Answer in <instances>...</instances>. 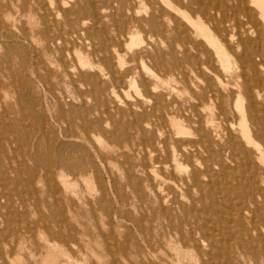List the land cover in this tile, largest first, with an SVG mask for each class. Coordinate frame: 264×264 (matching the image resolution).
<instances>
[{
    "label": "rangeland",
    "instance_id": "1",
    "mask_svg": "<svg viewBox=\"0 0 264 264\" xmlns=\"http://www.w3.org/2000/svg\"><path fill=\"white\" fill-rule=\"evenodd\" d=\"M157 1L145 0L140 7L131 0L123 9L129 8L128 14L133 15L135 9L145 7L147 14L141 12L135 18H146L162 9ZM4 2L0 0V6ZM9 5L18 18L0 30V113L1 124L8 127L3 145L7 138L15 143L12 152L5 149L6 154H0V179L8 183L0 182V264H199L190 249L180 246L179 234L163 230L145 234L136 226L139 219L146 227L148 221L140 212L145 203L129 185L130 165L141 156L129 148L134 133L127 126L137 114L150 123L148 133L155 129L162 112L155 109V96L161 93L164 104L171 101L187 108L202 103L203 117L212 118L220 130L233 123L238 132L241 117L234 109L235 94L226 97L227 90L206 69L190 72L185 83H172L165 66H156L149 57L151 52L165 50L166 44L161 43L167 35L164 20L161 34H153L142 22L133 44L129 33L135 27L129 19L123 26L112 17L104 20L95 26L100 30L96 38L79 30L77 37L64 38L68 27L51 25V34L62 40L58 48L48 49L37 31L41 24L32 23L34 16L28 8L23 10L19 0ZM6 12L0 8L3 23L8 21ZM122 13L116 8L109 11L115 19ZM83 74L96 77L100 92L94 91V84L84 80ZM207 83L225 96L200 103L193 100L194 86ZM226 87L235 93L238 89L232 81ZM243 102L247 111L248 102ZM254 104L260 122L255 124L246 116L247 125L251 132L254 128L264 132V99ZM168 113L165 110L160 116L167 139L165 149L157 153L160 161L172 152L174 130ZM257 143L264 158V138ZM245 148L250 152L249 167L264 178V163L256 160L254 141ZM87 156L97 170L83 168ZM239 159L243 160L241 154ZM206 164L213 166L210 161ZM193 166L203 168V159L182 160L175 174L184 176ZM213 170L218 168L213 166ZM245 171L237 177L246 180L249 171ZM130 173L132 180H139L137 167ZM199 214L203 216L199 222L210 224L206 219L212 214ZM214 221L224 224L223 219ZM257 263L264 264V260L247 264Z\"/></svg>",
    "mask_w": 264,
    "mask_h": 264
},
{
    "label": "bare ground",
    "instance_id": "2",
    "mask_svg": "<svg viewBox=\"0 0 264 264\" xmlns=\"http://www.w3.org/2000/svg\"><path fill=\"white\" fill-rule=\"evenodd\" d=\"M4 1L0 8L5 7V17L8 21L3 23L0 20V30L8 29L11 22L18 18L13 16L9 5L10 1L14 0ZM19 1L20 7L23 10L28 8L34 16L32 23L38 21L41 24L37 31L48 49L58 48L62 40L58 34H51V25L57 28L68 27L64 38L72 39L78 36V30L81 34L87 31L90 36L99 35L100 30L95 29V26L111 17L119 26H123L129 19L135 27V30L129 33L130 44H133L140 33L136 27L142 22L153 34H161L164 31L161 20H164L167 35L161 43L166 44L165 50L148 53L156 66H165L171 74L172 83H185L193 71L206 69L212 72L217 84L227 90L226 97L235 94L236 106H233L237 107L234 109H238L241 117L239 133L233 123L220 130L213 124L212 118L201 115V100L225 96L219 89L211 87L210 83L204 87L194 86L197 92L190 96L200 104L187 108L171 101L164 104V95H156L155 109L162 112L157 118V127L149 133L147 128L150 123L142 120V115L136 114L132 121H129L127 127L134 133L131 137L133 144H130L129 148L141 156L130 165L129 185L143 204L145 203L140 212L142 218L148 221V225L144 226L142 219L135 223L143 233L147 230L151 233L163 230L179 234L180 246L190 249L199 264H247L249 261L264 260V178H258L256 169L249 167L247 160L250 158V152L245 148L254 141L256 160L264 163L263 148L257 143L264 138V132L259 128H254L251 132L246 117L249 116L255 124L259 123L254 102L264 99V0H159L157 3L163 11L161 9L151 13L146 18H135L141 12L146 13L145 7L135 9V14L131 12L133 15L128 14L129 8L123 9L124 3H130L131 0ZM132 1L140 7L145 4V0ZM99 2L104 5L100 6ZM111 8L121 9L125 14L122 13L119 19H115L109 14ZM83 79L91 81L94 91L100 92L101 87L93 74H83ZM130 81L133 84V81ZM230 81L238 88L236 93L226 87ZM252 88L255 89L254 98ZM244 99L248 102L247 111ZM1 104L3 103L0 102V108ZM165 110L169 111L174 140L171 144V157L160 161L157 153L167 145V139L162 135L163 119L160 117ZM1 121L2 113L0 154H6L7 149L13 151L11 147L15 141L7 138V145H3L8 127L1 124ZM240 154L243 160L237 161ZM192 157L202 158L205 166H193L184 176L175 174L176 169L181 167V161L190 160ZM7 158L12 160L11 156ZM85 159V170L89 167L97 170L90 156ZM208 161L213 164L214 169L218 168V171L206 164ZM136 167L139 172L137 181L135 178L132 180L130 173ZM245 170L249 171L246 180L242 176L237 177L238 173L246 172ZM0 182L4 186L8 185L6 178H1ZM200 211L204 215L208 216L209 213L214 216L206 219L210 224L203 225L199 222V218L203 217L199 216ZM214 219H223L224 224ZM147 241L150 242L149 237Z\"/></svg>",
    "mask_w": 264,
    "mask_h": 264
}]
</instances>
